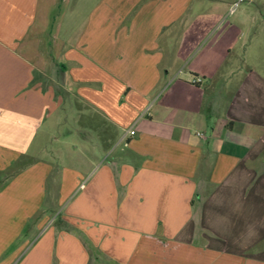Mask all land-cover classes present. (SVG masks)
I'll use <instances>...</instances> for the list:
<instances>
[{
  "label": "crops",
  "instance_id": "crops-1",
  "mask_svg": "<svg viewBox=\"0 0 264 264\" xmlns=\"http://www.w3.org/2000/svg\"><path fill=\"white\" fill-rule=\"evenodd\" d=\"M206 1L0 0V264H264V55Z\"/></svg>",
  "mask_w": 264,
  "mask_h": 264
},
{
  "label": "rangeland",
  "instance_id": "rangeland-1",
  "mask_svg": "<svg viewBox=\"0 0 264 264\" xmlns=\"http://www.w3.org/2000/svg\"><path fill=\"white\" fill-rule=\"evenodd\" d=\"M225 7L224 10L222 6L212 37L218 39L220 35H227L226 38L231 39L241 36L243 41L250 42L251 54L264 55V0H240L232 15H228L229 8ZM237 27L242 28L241 31Z\"/></svg>",
  "mask_w": 264,
  "mask_h": 264
},
{
  "label": "built area",
  "instance_id": "built-area-1",
  "mask_svg": "<svg viewBox=\"0 0 264 264\" xmlns=\"http://www.w3.org/2000/svg\"><path fill=\"white\" fill-rule=\"evenodd\" d=\"M239 2H240V0H239ZM239 2L236 1V2H234V3L230 6L229 11H228V15H232V14L235 12L236 8H237L238 5H239ZM200 81H201V80H200L199 78H194L193 81H192V83H193V84H199ZM130 134H133V132H130ZM197 135L200 136V137H202V134H197Z\"/></svg>",
  "mask_w": 264,
  "mask_h": 264
}]
</instances>
